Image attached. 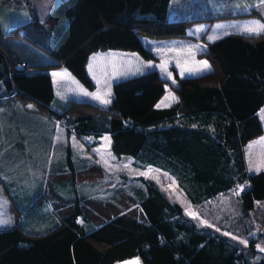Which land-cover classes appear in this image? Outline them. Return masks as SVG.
I'll return each mask as SVG.
<instances>
[{"label": "trees", "instance_id": "obj_1", "mask_svg": "<svg viewBox=\"0 0 264 264\" xmlns=\"http://www.w3.org/2000/svg\"><path fill=\"white\" fill-rule=\"evenodd\" d=\"M170 6L62 0L42 23L32 17L0 30V188L17 217L0 228V264H264L254 239L239 240L248 230L205 211L231 195L249 220L264 203V174H250L244 156L262 130L255 112L264 103V33L201 36L212 70L182 78L168 107H156L167 84L157 69L113 82L106 106L55 93L50 70L62 67L93 90L86 64L96 53L152 59L144 38H188L189 20L168 19ZM57 128L66 136L58 145ZM103 134L118 158L167 172L203 223L153 181L87 157Z\"/></svg>", "mask_w": 264, "mask_h": 264}, {"label": "rangeland", "instance_id": "obj_2", "mask_svg": "<svg viewBox=\"0 0 264 264\" xmlns=\"http://www.w3.org/2000/svg\"><path fill=\"white\" fill-rule=\"evenodd\" d=\"M20 8L24 9L26 7L23 4L16 5V9L10 11L11 14L9 15V17V11L0 12V25H3V22H9V19L16 20L18 18L22 19L23 17V19H27L29 15L28 8H26V10L24 11H18L20 10ZM258 13H260L264 18V0H183L182 2H180V0H174L172 6H170L167 17L168 19H172L175 17L176 19H181L190 17H205L209 15L210 17L214 16L215 18H220L222 16L230 15V17L237 18V14H241V17L239 18L242 20L241 22H236L234 21L235 19H228L227 17L223 18V21L221 22H226L227 26L236 27L233 28L234 30L243 31L245 26H249L248 22L261 20ZM214 17L208 18L206 20H212V18L215 19ZM186 20H189L190 23L193 19ZM203 21H205V19ZM4 29L5 30H2L3 32L7 31L9 27ZM201 36H203L204 38V35ZM201 36H199L197 39H199ZM157 40L158 41H155L154 43L159 41L162 43H152L153 45L148 43L147 46H149V49L152 48L151 46L155 47L154 49L158 51L155 52L159 55L158 59H143L135 52H125L121 49H108L107 51L96 53L94 56H92L91 61L89 62V66L91 65V68L88 66V70L90 72V74L88 75L91 77L95 84V88L93 90L86 89L66 69L61 68L53 70L51 74L55 84V93L60 97H64V99L74 98L77 100L106 106L93 99L91 95H85L84 93L99 92L100 94H103L106 91H110L111 93V84L113 82L151 69H158L162 77L167 79L166 73L162 70L160 65L167 62L168 60V53L166 50L168 44L164 43L166 42L165 39ZM199 41L202 40L199 39ZM204 52L205 51L200 52L199 49L195 47L193 53L197 56L191 57L190 59L195 60L198 57L203 58L210 65L209 71H211L212 65L210 64L209 60L204 58ZM149 63L152 65L151 67L147 66ZM168 71L171 72L169 69ZM63 72H66L68 75L63 77L53 76V73ZM165 86L166 90L161 97V100L166 95H168L169 91L171 92L168 84H166ZM111 95L109 98H111ZM109 144V135L103 134L100 136L99 144L95 148V150L97 149V151L95 152L96 158L102 161L101 163L103 166H105L107 171L116 172L120 170L125 172L128 177H144L153 181L161 189L166 198L178 203L189 216L194 217L193 215H190L189 212L195 213V217H197L201 222V215L197 216L198 214L186 199L183 192L177 187L175 180L167 172L154 166H146L145 168L134 167L131 165V158L129 156L122 155L118 158L117 156L113 155L110 151ZM105 161H107V163H105ZM149 169H151L152 171L149 172ZM140 173H147V175H140ZM1 207L3 208H1L0 218L5 219L8 217V215L16 217L12 207L5 205ZM205 209L209 217L213 218L211 220H213L214 222L220 220V223L222 222V224H224L223 226L229 224L228 219L227 222L225 220V218L229 217V221L230 223L234 224V229H236V231L241 230L242 228L248 230L246 234L242 235V237L239 238L240 241L247 242L248 239L252 238L255 242L254 246L259 248L260 250L264 249V223H261L258 220L260 216H264V203L261 202L257 210L250 213V221L243 218L236 200L231 195H228L220 200L217 211H208L207 208ZM12 223L13 221L9 220V222L4 225L9 226ZM229 227H231V230H233L232 225ZM115 264H142V262L139 257H131Z\"/></svg>", "mask_w": 264, "mask_h": 264}, {"label": "crops", "instance_id": "obj_3", "mask_svg": "<svg viewBox=\"0 0 264 264\" xmlns=\"http://www.w3.org/2000/svg\"><path fill=\"white\" fill-rule=\"evenodd\" d=\"M62 0H0V12H8V17L11 14V10L16 9V5H20L23 4L25 5L26 8H28V17L27 19H9V22H3V25H0V30H5L4 28H8L10 29L11 26H13L14 24H19V23H26L25 21H30L32 17L36 18L39 23H42L45 21V19L47 18V16L49 15V13L53 10V8H55V6ZM183 0H180V2H182ZM174 0H172V4H173ZM17 3V4H16ZM26 8H20V10L18 11H24L26 10ZM32 8V10L30 9ZM23 9V10H22ZM255 11V10H253ZM251 14V13H250ZM261 18L260 22L264 23V18L261 16L260 13H258ZM237 18L235 17H230V15L228 16H222L220 18H212V20H206L208 18H211L209 15L205 16V17H190V18H181V19H199L196 21H192L187 25L186 28V33L188 35V38H170V39H165L166 44H168V46L166 47L167 53H168V60H167V65H168V69L171 71L172 73V78L175 79V84L172 83V79L170 80L167 77V84L170 87V90L172 92V95L176 97V95L173 93L172 91V87H175L178 85L179 81L182 78L185 77H194L200 74H203L207 71H209V68L207 70H203V71H199L196 72L195 69L197 68H202V66L200 64H198V61H202L204 60L203 58H196L195 60L190 59L191 57H195L197 55H195L193 53V50L195 49V47H197L199 49L200 52L205 51L206 45L204 42L199 41V39H197L199 36L204 35V39L205 41H214V40H210L209 37L210 36H216L217 39L230 34V33H239V34H244V35H255V34H250L244 31H238V30H234L233 28L236 27H232V26H227L226 22H221L223 21L222 19L227 17L228 19H235L234 21L236 22H241L242 20L239 19L241 16V14H237ZM218 17V16H216ZM176 18V17H175ZM205 19V21H203ZM28 21V22H29ZM254 21H258V20H254ZM249 25L252 24V22H248ZM217 25H222L223 27L217 28ZM199 28H203V31H197V29ZM9 29L7 31H5L4 33L7 34ZM3 32V31H2ZM192 37V38H191ZM143 39L144 44H148L150 43L151 45L156 44V43H162V42H156L158 40H150V39ZM152 41V42H151ZM153 43V44H152ZM152 47V46H151ZM149 48V47H148ZM189 49H192L191 53H189ZM150 53L152 54V59H158L159 55L155 52H158L154 49V47H152V49H149ZM92 57V56H91ZM91 57L89 58L87 64H86V70L88 72V74H90L89 70H88V66H89V62L91 61ZM185 61H187V63L185 64ZM180 65H184L185 67L191 68L193 69V74H185L184 76H181V68L177 66V64ZM62 67L58 68L61 69ZM158 70V69H157ZM53 70H50V76L51 79L53 81L54 84V80L52 78V72ZM163 96V95H162ZM63 98V97H61ZM177 100V99H176ZM175 100V101H176ZM161 101V98L157 101L156 105L159 104ZM175 101H167L166 103H168L169 105L174 103ZM164 107V106H161ZM259 123L261 125V132L258 135H255L249 139H247V141L244 144V156H245V163H246V167L247 170L250 174L253 175H261L264 174V140H262V138H264V103L262 105H260V107L257 109V111L255 112ZM59 130H61V128H57ZM56 129V130H57ZM61 132H63V130H61ZM100 138V137H99ZM98 138V139H99ZM53 141H55L54 143L61 144V143H65L66 141V136L65 133H61L59 135L55 134V136L53 137ZM69 141L72 145H76L77 146V140L75 138H69ZM81 146V145H80ZM79 146V147H80ZM98 146V145H97ZM92 147L91 149H89V152L86 154V156L88 157L90 154V156L92 158H94L95 160H99L100 162H102L100 159L96 158L95 156V152L97 151V149L95 150V148L97 147ZM55 147V145H54ZM10 206V202L7 199V197L5 196L3 190L0 188V212H1V206ZM2 214V213H1ZM0 220H12L13 223L12 225H14V223L17 220V217L14 216H10L8 215L7 218L3 219L0 218ZM5 226L4 224L0 225V228Z\"/></svg>", "mask_w": 264, "mask_h": 264}, {"label": "snow or ice", "instance_id": "obj_4", "mask_svg": "<svg viewBox=\"0 0 264 264\" xmlns=\"http://www.w3.org/2000/svg\"><path fill=\"white\" fill-rule=\"evenodd\" d=\"M223 27L222 25H217V28ZM197 31H203V28H199L197 29ZM244 32L250 33V34H256L259 35L261 33H264V23H261L260 21H254L252 22L251 25L249 26H245L243 29ZM217 37L216 36H210L209 39L210 40H215ZM189 53H191L192 49L188 50ZM187 63V61H185V64ZM198 64H200L202 66V68H197L195 69L196 72L199 71H203V70H207L208 68H210V65L208 64V62L206 60H202V61H198ZM148 67H151L152 65L149 63L147 65ZM178 67L181 68V76H184L185 74H193V69L185 67L184 65H180L179 62L177 64ZM91 68V65L89 66ZM160 67L162 68V70L166 73V76L169 79H172V83L175 84V79L172 78V73L168 71V65L167 62L163 63L162 65H160ZM68 74L66 72L63 73H53V76H67ZM85 95H91L93 99L99 101L101 104L103 105H107L111 103L110 100V91H106L103 94H100L99 92L96 93H84ZM177 98L175 96H173L171 94V92L169 91L168 95H166L159 104L156 105L157 108H160L161 106L164 107H168L170 106L168 103H166V101H175ZM31 107V106H30ZM107 139V138H105ZM262 140H264V138H262ZM105 163H107V161H105ZM152 170L149 169V172H151ZM140 175H147V173H140ZM190 215H193L195 218V213L189 212ZM9 221L6 220H0V224H7ZM218 230V229H217ZM225 235H228V233H225ZM233 239H235V237H233ZM241 243H247L246 241H241ZM261 251H264V249H261Z\"/></svg>", "mask_w": 264, "mask_h": 264}]
</instances>
